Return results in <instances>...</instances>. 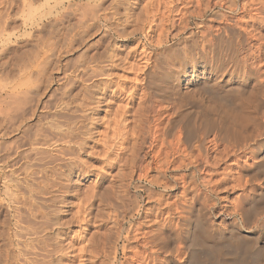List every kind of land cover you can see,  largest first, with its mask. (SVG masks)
I'll use <instances>...</instances> for the list:
<instances>
[{
    "label": "rangeland",
    "instance_id": "obj_1",
    "mask_svg": "<svg viewBox=\"0 0 264 264\" xmlns=\"http://www.w3.org/2000/svg\"><path fill=\"white\" fill-rule=\"evenodd\" d=\"M148 1L102 0L98 4L91 2L89 3L90 7L93 5L92 9H94V5H96L95 7H99L100 11L96 8L99 11V13L96 12L98 19L92 22V26H89L91 21L82 17L84 14L82 9L71 7L73 9L71 11L69 10L70 8H67L69 4H85L87 3L85 0H0L1 29H3L4 19L8 20H6L8 27L5 29L4 26L5 30H0V108H3L0 109V264H47L48 262L50 264H66L71 260V255L68 253V256L66 255L67 252L61 251H67L64 248L68 247V242L74 241L71 243L74 246H79L83 243V240L89 242L91 239L90 242L97 244V249L99 247L101 249V247L106 248L108 245H113V243L108 242H114L117 237L119 239L116 240L117 242L115 241V247L117 248L116 257L118 262L122 263L125 256L131 255L128 251L125 250L123 252L121 250L122 246L126 245L122 240L125 235L123 230L125 231V228L128 229L131 222V225L135 222V224L140 223L143 225L139 231L140 234H143L141 232L148 230V228L145 229L147 227L146 222L144 223L141 218L146 215L144 214L146 209L157 208L159 206L157 199L160 197L164 203L172 202V199L180 194L182 190L180 186L182 185H180V181L176 182V180L175 188L168 192L167 196H164L162 190L153 189L144 178L142 179L141 177L139 179V172L137 173L139 177L135 176L133 182H128L127 175H129L132 167L131 169H129V166L119 168V165L113 160V152L106 154V151H108L107 146L112 143L110 142L112 139L108 141V137L111 138L108 125L112 123L117 104L126 106L128 109L130 107L129 112L136 113L141 111L144 113L149 106L147 101L149 96L152 97V100L155 99L154 101H160L158 99L161 98L162 92L165 91L166 88L164 89V87H171L164 80L165 74L168 72V66L164 64L163 59L159 58L152 67V63L146 62L143 55H140L142 49L150 52L155 48H167L169 46L168 48L170 49L168 51L170 54L172 52V54L178 55L179 59L184 57L180 61L187 62L189 57L184 56L180 48L185 46V49H187V46L190 45L189 48L191 47V51L196 54V51L197 53L199 52L198 48H206L204 46H207L205 45L207 41L213 47L212 55L214 57L211 56V58L214 61H216L215 58L217 57L227 61L232 58L235 64L238 62L237 64L241 63L248 68H256V70L258 67V70L264 73V0H203V3L202 1L200 3V7L196 6L194 0L192 2L191 0H189L190 2L183 0L184 2L182 1V5H180L178 10L180 13H175V20L177 18L178 20L182 19L183 24L182 21L180 23V21L176 20L177 24L181 25L175 29L171 24H166L161 18L154 19V22L150 24L151 27L148 24L147 26L145 25L143 13ZM20 2L24 5L22 6ZM61 2H64V6L59 5ZM250 4L254 8L253 10ZM260 4L263 6L259 13L261 17L258 14L259 11L256 12L255 10L257 5L261 6ZM64 7L65 10H63ZM116 13L118 14L116 15ZM178 13L180 17L177 16ZM135 18H138L137 21H135ZM93 28L95 29L93 30ZM200 33L203 34H201V37ZM204 38H206V41ZM203 40L205 43H203ZM159 42H164V46L161 43L158 45ZM184 42H187V46ZM179 43L183 45L180 46ZM172 47L175 48L173 49ZM108 53L116 59L113 60L114 64L117 65L114 68L106 66L108 60L110 61ZM27 54L28 56H26ZM105 54L107 57H105ZM194 57L197 58L196 56ZM102 71L104 74L107 73V75L105 76ZM262 78L261 82L264 84V76ZM226 79L224 78V80L219 82V90L216 92L211 91L212 86L210 85L212 81L208 80V77L201 76H195L192 79V83L187 85V90V87H183L180 92L172 90L173 95L172 91H169L171 88L165 91L168 92V95L171 94L170 99H176L177 106H180H178V109L183 113L180 115L181 119L179 121L182 131H184L183 126L186 127V131H188V126L191 127L192 134L189 137H191L190 141L194 140L191 142L197 140L196 137L201 131L200 118L197 117L199 111L204 110V106L215 103L216 96H226L229 89L238 87L235 79L225 84ZM103 83L105 85L108 84L110 87L105 92L94 91L93 93V88L91 87L97 84L103 85ZM18 85H20L19 88ZM118 85L121 90L126 91L128 89L130 91L128 95H124L123 92L120 98L114 102L112 100L113 93L117 91ZM11 93L12 95H9ZM129 94L132 98L129 97ZM261 95L263 103L251 108V111L256 109L259 112L260 118L262 110V113H264V91ZM17 100L19 103L16 102ZM30 113H32L31 116ZM263 116L262 119L259 118L261 121L257 131L251 128L253 127L252 125L250 126L249 132L253 134V137H250L249 142H247L251 148H249V151L246 150L239 155L238 160L230 158L228 161L220 162L214 172L206 171L200 177V181L205 184L208 183L213 192L208 204L212 205L215 203L216 206H219L213 211L214 218L210 219L214 225L216 224L217 229L225 230L228 228L227 226L234 221V218L231 219L229 216L233 211V206L237 202L242 204L245 220L241 229L242 235L240 234V236L246 237L244 238L246 239L245 241H248L247 239L249 241L245 242L244 251L238 253V258L242 259L241 264H264V227L262 226V221L264 222V198L262 200L259 199L261 194L264 195V171L257 170L258 157L260 156L259 150H263V147H261L264 141ZM187 120L194 121V123L189 125L190 121L188 122ZM216 132L215 130L213 133ZM213 133L210 134L207 141L212 139ZM257 140L258 143H256ZM207 145L211 147L212 152L214 150L218 152L221 149L223 150V147L213 148L212 145ZM110 149L112 151L115 150L113 147ZM250 151L255 152V154L251 156ZM25 155L26 157H23ZM149 158H144L141 165L146 166V163L151 160ZM211 161L212 163L214 162L213 158ZM224 167H229L227 171H230H226L228 179L225 180H223L225 171L222 169ZM185 169L183 167V169L179 170L180 172L169 173L168 178L171 179L175 176L174 179H179L183 174L187 175L189 172ZM120 170L124 176L123 180L120 179L122 174ZM150 171L148 172L150 179L158 178L161 175L156 168L153 169L152 167V171ZM222 171H224L223 174H221ZM119 179L121 180L120 182ZM122 183L123 185L120 186ZM126 183H130L128 184L129 187ZM138 186L142 187L140 188L141 190ZM242 191L248 196L247 198H240ZM93 193L95 194L93 195ZM169 196L172 199L168 198ZM165 198L169 200L167 199L166 201ZM11 199L15 200L12 201ZM130 201H132L133 206ZM82 206L84 207L82 208ZM135 206L139 214L134 211ZM79 207L83 211H79ZM131 207H133V213L129 211L132 210ZM87 208H91L90 211L94 215L92 220L94 221L91 220L90 223L83 225L79 220L83 217L82 214L85 215ZM123 209L131 213L128 214L129 218L127 214L124 218L122 217L121 213L125 212ZM152 211L148 220L154 219L155 209ZM226 211L229 212L227 213ZM225 212L226 214L223 215ZM78 213L82 216L80 217V214L75 216ZM113 213L118 216L121 214L117 219L119 223V220L123 219L120 224L121 229H119L121 232L116 230L117 233L119 232L118 235L116 232L112 233L113 230L111 232L108 231L110 228H115L111 225V223L116 221L112 218ZM140 213L142 214L141 217ZM75 217L78 221L75 220ZM106 239L111 240L107 241ZM251 244L257 246L256 252L245 251L247 247L252 246ZM134 246L135 249L138 248V246L132 245V249ZM56 248L57 250L59 249V252ZM230 252L231 250L228 249L224 254L225 257L233 256L234 252ZM99 259L96 264H100L102 258L99 257ZM159 259L163 260V255H160ZM75 260V263H77V259ZM85 260L84 264H91L89 262L90 257L88 258L87 255ZM112 263V260H107L106 262V264Z\"/></svg>",
    "mask_w": 264,
    "mask_h": 264
},
{
    "label": "bare ground",
    "instance_id": "obj_2",
    "mask_svg": "<svg viewBox=\"0 0 264 264\" xmlns=\"http://www.w3.org/2000/svg\"><path fill=\"white\" fill-rule=\"evenodd\" d=\"M83 1V0H79ZM85 4H67L68 9L73 11V7H79L83 10L82 17L88 18L91 21V24L89 26H92V22L96 21L98 19V16L96 15V12L99 13V7H95L92 9L90 7L91 5L89 3L96 2L98 4L99 1L102 0H85ZM89 1V2H88ZM139 1V0H136ZM148 1V0H147ZM150 1V0H149ZM147 2L144 10V23L147 26V24L150 26L152 22H154V19L161 18L164 20L166 24H171L173 28L175 29L181 24H177L178 18L175 20V13L179 12V7L182 5L183 0H151L150 2ZM185 1V0H184ZM183 1V2H184ZM190 2L189 0H186ZM185 1V2H186ZM197 7H200V3L203 0H194ZM19 2V1H18ZM23 2V1H22ZM192 2V0H191ZM208 2V1H207ZM251 2V1H250ZM6 3V2H5ZM9 3V2H8ZM12 3V2H11ZM64 2H61V6H64ZM102 3V2H100ZM256 3V2H255ZM21 4V2H20ZM47 4V3H46ZM218 4V3H217ZM1 5V4H0ZM12 6V4H10ZM9 5V6H10ZM22 5V4H21ZM24 5V4H23ZM22 5V6H23ZM251 5V4H250ZM254 5V4H253ZM261 5V4H260ZM101 6V5H100ZM208 6V5H207ZM255 6V5H254ZM21 7V6H20ZM72 7V8H71ZM84 7V8H83ZM233 7V6H232ZM248 7V6H247ZM252 7V5H251ZM6 8V7H5ZM29 8V7H27ZM31 8V7H30ZM99 10H97V9ZM106 8H108L106 6ZM243 8V7H242ZM256 8V7H255ZM263 6L260 7L257 5V8L255 9L258 14L261 12V9ZM3 9V8H2ZM96 9V10H95ZM113 10V8H111ZM192 9V8H191ZM254 8L252 7V10ZM7 10V9H6ZM51 10V9H49ZM65 10V7L64 9ZM79 10V9H78ZM107 10V9H106ZM182 10V9H181ZM193 10V9H192ZM199 10V9H198ZM196 10V11H198ZM244 10V8H243ZM254 10V12H255ZM264 10V9H263ZM262 10V12H263ZM8 11V10H7ZM143 11V10H142ZM141 11V13H142ZM189 11V10H188ZM249 11V10H248ZM65 13V11H63ZM68 12V11H67ZM81 12V11H80ZM116 12V11H115ZM114 12V13H115ZM182 12V11H181ZM190 12V11H189ZM7 13V12H6ZM46 13V12H45ZM69 13V12H68ZM67 13V14H68ZM141 13H139L141 15ZM180 13V12H179ZM179 13L177 16H179ZM198 13V12H197ZM253 13V12H252ZM264 13V12H263ZM18 14V13H17ZM55 14H57L55 12ZM70 14V13H69ZM75 14V13H74ZM118 13H116L117 15ZM190 14V13H189ZM1 15V14H0ZM66 15V14H65ZM115 15V14H114ZM130 15V14H129ZM138 15V14H137ZM188 15V14H187ZM256 15V14H255ZM262 15V14H261ZM6 16V14H5ZM13 16V15H12ZM45 16V15H44ZM62 16V15H61ZM103 16V15H102ZM127 16V15H126ZM132 16V15H131ZM130 16V17H131ZM142 16V15H141ZM139 16L141 19L142 17ZM258 16V15H256ZM260 16V14H259ZM263 16V15H262ZM64 17V16H63ZM134 17V16H133ZM180 17V16H179ZM261 17V16H260ZM9 18V17H7ZM19 18V17H18ZM84 18V19H85ZM106 18V17H105ZM263 18V17H262ZM108 19V18H107ZM106 19V20H107ZM121 19V18H120ZM137 21L138 18H135ZM140 19V20H141ZM240 19V18H239ZM1 20V16H0ZM4 22L2 28L0 30H5L6 27H8V24L6 23L7 19H4ZM24 20V19H23ZM60 20V19H59ZM105 20V19H104ZM131 20V19H130ZM134 20V19H133ZM143 20V19H142ZM187 20V19H186ZM227 20V19H226ZM230 20V19H229ZM8 21V20H7ZM76 21V20H75ZM109 21V20H107ZM112 21V19H111ZM139 21V20H138ZM178 21L183 20L179 19ZM80 22V21H79ZM163 22V23H164ZM23 23V22H22ZM126 23V22H125ZM94 25V24H93ZM186 25V24H185ZM236 25V24H235ZM5 26V29H4ZM15 26V25H14ZM110 26V25H109ZM114 26V25H113ZM119 26V25H118ZM125 26V25H124ZM163 26V25H162ZM183 26V25H182ZM198 26V25H197ZM1 27V26H0ZM10 27V26H9ZM116 27V26H115ZM151 27V26H150ZM88 28V26H87ZM147 28V27H146ZM181 28V27H180ZM227 28V27H226ZM237 28V27H236ZM81 29V27H80ZM85 29V28H84ZM95 28H93L94 30ZM178 29V28H177ZM225 29V28H224ZM232 29V27H231ZM251 29V28H250ZM72 30V29H71ZM82 30V29H81ZM89 30V29H88ZM123 30V29H122ZM228 30V29H227ZM240 30V29H239ZM244 30V29H243ZM98 31V30H97ZM127 31V30H126ZM134 31V30H133ZM144 31V30H143ZM146 31V30H145ZM208 31V30H207ZM231 31V30H230ZM237 31V30H236ZM235 31V32H236ZM14 32V31H13ZM104 32V31H102ZM135 32V31H134ZM187 32V31H186ZM185 32V33H186ZM225 32V31H224ZM252 32V31H251ZM1 33V32H0ZM77 33V32H76ZM106 33V32H105ZM162 33V32H160ZM221 33V32H220ZM244 33V32H243ZM242 33V34H243ZM78 34V33H77ZM86 34V33H84ZM83 34V36H84ZM107 34V33H106ZM122 34V33H121ZM135 34V33H134ZM187 34V33H186ZM200 33V37H201ZM241 34V33H240ZM250 34V33H249ZM125 35V34H124ZM123 35V36H124ZM178 35V34H177ZM203 35V34H202ZM128 36V35H127ZM197 36V35H196ZM217 36V35H216ZM23 38V36H21ZM77 38V36H75ZM198 37V36H197ZM196 38V37H195ZM208 38V37H207ZM8 39V38H7ZM197 39V38H196ZM194 39V40H196ZM206 41V38H204ZM210 39V38H209ZM248 39V38H247ZM255 39V38H254ZM70 40V39H69ZM166 40V39H165ZM201 40V39H200ZM208 40V39H207ZM229 40V39H228ZM256 40V39H255ZM259 40V39H258ZM161 41V40H160ZM183 41V40H182ZM203 40V43H205ZM211 41V40H208ZM215 41V39H214ZM221 41V40H220ZM234 41V40H233ZM260 41V40H259ZM263 41V40H261ZM6 42V41H5ZM73 42V41H72ZM158 43L157 41H155ZM202 42V41H201ZM241 42V41H240ZM163 45L164 42H159L158 45ZM183 43V42H182ZM187 43V42H186ZM184 42V44L187 46ZM212 43V42H211ZM214 43V42H213ZM254 43V42H253ZM258 43V42H256ZM13 44V43H12ZM71 44V43H70ZM190 44V43H189ZM217 44V43H216ZM219 44V43H218ZM260 44V43H259ZM72 45V44H71ZM141 45V44H140ZM179 45H183L180 44ZM192 45V43H191ZM204 46L206 48L199 49V52L196 54L191 51V47L187 46L188 48L185 49V46H182L180 49H182V53L184 56L189 57V60L187 62L180 61V58L176 54H172V50L169 53L168 49L170 48H155L151 50L150 52H146L145 49H142V52L140 55H143V58L146 60V62L152 63V67L154 64L158 61V59L162 58L165 65L168 66V72L165 74V82L167 85H170L171 87H164L165 91L171 88L172 91L180 92L181 89L184 87L186 90L188 89V84L192 83V79L196 76L201 77H208V80L212 81L211 85L212 89L211 91H217L219 90V82L224 80V78H227L225 80V84H227L230 80L235 79L237 86L235 89H229L228 94L226 96H216L215 103L209 104L208 106H204V110L199 111L197 114V117L200 118L201 123V131L199 132V135L196 137L197 140L195 142H191L189 137L192 134L191 127H187L188 131H186V127H184V131H182L181 125H179L180 121V115L183 114L178 109L179 107L176 104V99L171 97V94L168 95V92H162L161 98L158 100L160 101H154L152 100V97L149 96L148 102L149 106L146 110V112L142 113L140 112H129V109L126 108V106L118 105L116 106L114 110V115L112 118V123L108 125L110 137L109 139H112L110 142V146H107L108 151H106V154H110L113 152V157L116 162L119 165V168H124L125 166H129L131 171L129 172L128 182H133L134 177L138 176L137 173L139 172L140 177L139 179L144 178L147 180V183L150 184V186L153 189H160L162 190V193H164V196L168 194V192L172 191V189L175 188V183L180 181L181 192L178 194V196L174 197H168L171 198L173 201L170 202H163L162 199H157L159 206L156 208L155 206V213L153 214V220H148L149 215H151L152 210L154 209H146L145 216L140 215V217L144 220V223L146 222L148 230L143 231L140 234L139 231L141 230V226L143 225L139 224H132L130 223V227L128 226V229L125 228L123 242L126 243V245L122 246L123 252L126 250L131 255L125 256L123 259L124 261L122 263L118 262L116 254H117V248L116 246V240L114 242H108L113 243V245H108L105 247H100L97 249V244H93L92 242H87L83 240V243H81L79 246H74L71 242H68V247L64 248L67 251H61V252H67L66 255H71V260L66 264H84L85 256L90 257L89 262L91 264H96L97 261H99V257L102 258L100 261V264H106L107 260H112V262L115 264H241L240 258H238V253L244 251V245L246 237L240 236L241 229L244 226V213H243V207L241 203H236L235 206H233V211L229 214V216L234 218V221L231 222V225L227 226L225 230L217 229V227L213 224L212 221H210L211 218H214V210L219 207L216 206L215 203L212 205L208 204V200L210 199V196L212 195V189L209 187V184H205L203 181H200V177L207 171H215L219 165L220 162L228 161L230 158L237 159L239 155L244 153L246 150H250L249 142L250 137H253L249 131L251 128L254 130H258V126H260V119H262V115H264L263 110L261 111V118L259 117V112L256 111V109L251 111V108L255 105H260L263 103V100L261 98V94L264 91V84L261 82V78L264 76L263 72L261 73L260 70H257L256 68H248L244 64H235L233 62L234 59L230 60H224L215 58L216 61H214L213 58H211L212 55V45L207 41ZM256 45V44H255ZM23 46V45H22ZM164 46V45H163ZM173 46V45H172ZM177 46V45H176ZM179 46V47H180ZM193 46V45H192ZM197 46V45H196ZM201 46V44H200ZM218 46V45H217ZM143 47V46H142ZM195 47V46H194ZM193 47V48H194ZM16 48V47H15ZM144 48V47H143ZM202 48V47H200ZM179 49V48H178ZM144 50V51H143ZM147 50V49H146ZM176 50V49H175ZM111 51V50H110ZM223 51V50H222ZM243 52V51H242ZM180 54V53H179ZM106 55V54H105ZM28 56V54L26 55ZM196 56L197 58H195ZM10 57V56H9ZM12 57V56H11ZM107 57V55L105 56ZM104 57V58H105ZM108 57L110 61L108 60V63L106 66L110 68H114L117 65L114 64L113 60H116L113 55L108 53ZM214 57V56H213ZM30 58V57H29ZM184 58V57H183ZM182 58V59H183ZM186 58V57H185ZM28 59V58H27ZM31 59V58H30ZM28 59V60H30ZM229 59V58H227ZM15 60V59H14ZM185 60V59H184ZM243 60V59H242ZM24 61V60H23ZM26 61V60H25ZM105 61V60H104ZM244 61V60H243ZM246 61V60H245ZM7 62V60H6ZM107 62V61H105ZM22 63V62H21ZM36 63V62H35ZM104 63V62H102ZM17 64V63H16ZM131 64V63H130ZM129 64V66H130ZM133 65V64H132ZM157 65V64H156ZM162 65V64H161ZM4 66V65H3ZM21 66V65H20ZM29 66V65H28ZM37 66V65H36ZM166 66V67H167ZM18 67V66H17ZM15 68V67H14ZM144 68V67H143ZM27 69V68H26ZM108 69V68H107ZM165 69V68H164ZM167 69V68H166ZM8 70V69H7ZM24 70V69H23ZM111 70V69H110ZM26 71V70H25ZM262 71V70H261ZM22 72V71H21ZM103 73V71H102ZM163 73V72H162ZM23 74V73H22ZM104 74V73H103ZM102 74V75H103ZM150 74V73H149ZM100 75V74H99ZM105 76L107 75L104 74ZM152 75V74H151ZM3 76V75H2ZM112 76V75H111ZM153 76V75H152ZM155 76V75H154ZM160 76V75H159ZM164 76V75H163ZM103 78V77H102ZM109 78V77H107ZM206 79V78H205ZM263 79V78H262ZM10 80V79H9ZM127 80V79H126ZM162 80V79H161ZM14 81V80H13ZM134 81V80H133ZM263 81V80H262ZM21 82V81H18ZM132 82V81H131ZM136 82V81H134ZM133 82V83H134ZM138 82V81H137ZM185 82V84H183ZM23 83V82H22ZM24 83H26L24 81ZM213 84V85H212ZM15 85V84H14ZM71 85V84H70ZM108 85V84H107ZM103 83L93 85V93L94 91H106L109 85L107 86ZM120 85V84H119ZM117 87V91H114L113 98L114 102L120 98L122 93L124 92V95H128L130 90H121L120 87ZM137 85V84H136ZM11 86V84H10ZM20 85H18L19 88ZM87 86V85H86ZM13 87V86H12ZM6 88V86H5ZM4 88V89H5ZM132 88V87H131ZM135 88V87H134ZM158 88V87H157ZM14 89V88H13ZM88 89V88H87ZM159 89V88H158ZM162 89V88H161ZM207 89V88H206ZM205 89V90H206ZM221 89V88H220ZM84 90V87H83ZM91 90V89H90ZM132 90V89H131ZM10 91V90H9ZM161 91V90H160ZM210 91V93H211ZM17 92V91H16ZM24 92V91H23ZM26 92V91H25ZM88 92V91H87ZM158 92V91H157ZM27 93V92H26ZM102 93V92H100ZM209 93V92H208ZM219 93V92H218ZM227 93V92H226ZM83 94V93H82ZM9 95H12L9 94ZM16 95V94H15ZM92 95V93H91ZM173 95V91H172ZM195 95V94H194ZM5 96V95H4ZM14 96V95H13ZM22 96V94H21ZM212 96V94H211ZM17 97V96H16ZM90 97V96H89ZM95 97V96H94ZM101 97V96H100ZM106 97V96H105ZM128 97V96H126ZM130 97V94H129ZM188 97V96H187ZM23 98V97H22ZM92 98V97H90ZM132 98V97H130ZM198 98V97H197ZM157 99V98H156ZM11 100V99H10ZM24 100V99H23ZM92 100V99H91ZM99 100V99H98ZM121 100V99H120ZM181 100V98H180ZM211 100V99H210ZM13 101V100H12ZM11 101V102H12ZM109 101V100H108ZM143 101V100H142ZM16 102L19 103L17 100ZM82 102V101H81ZM181 102V101H180ZM211 102V101H210ZM9 103V102H8ZM88 103V102H87ZM13 104V103H12ZM11 104V105H12ZM26 104V102H25ZM60 104V103H59ZM110 104V103H109ZM6 105V104H5ZM87 105V104H86ZM85 105V106H86ZM97 105V104H96ZM203 105V104H202ZM18 106V105H17ZM11 107V106H9ZM16 107V106H15ZM14 107V108H15ZM20 107V106H19ZM83 107V106H82ZM128 107V105H127ZM257 107V106H256ZM17 108V107H16ZM91 108V107H90ZM94 108V107H93ZM144 108V107H143ZM3 109V108H0ZM6 109V108H5ZM20 109V108H19ZM34 109V108H33ZM32 110V109H31ZM49 110V109H48ZM94 110V109H93ZM21 111V110H20ZM51 111V109H50ZM85 111V110H84ZM96 111V110H95ZM108 111V110H107ZM132 111V110H131ZM144 111V110H143ZM192 111V110H191ZM6 112V111H4ZM16 112V111H15ZM19 112V111H17ZM32 112V111H31ZM35 112V111H34ZM61 112V111H60ZM187 112V111H186ZM12 113V112H11ZM83 113V112H82ZM5 114V113H4ZM8 114V113H7ZM32 113H30L31 116ZM87 114V113H86ZM185 114V113H184ZM190 114V113H189ZM19 115V113H18ZM29 115V114H28ZM108 115V114H107ZM5 116V115H4ZM27 117V116H26ZM25 117V118H26ZM92 117V116H91ZM264 117V116H263ZM24 118V119H25ZM87 118V117H86ZM104 118V117H103ZM108 118V117H107ZM190 118V117H189ZM260 118V119H259ZM88 119V118H87ZM91 119V118H90ZM89 119V120H90ZM101 119V118H99ZM192 119V117H191ZM16 120V119H15ZM183 120V119H182ZM193 120V119H192ZM51 121V120H50ZM109 121V120H108ZM188 122L190 120H187ZM264 121V120H263ZM262 121V122H263ZM19 122V121H18ZM23 122V121H22ZM40 122V121H39ZM65 122V121H64ZM74 122V121H73ZM12 123V122H11ZM55 123V122H54ZM66 123V122H65ZM75 123V122H74ZM98 123V122H97ZM194 123V121H190L189 125ZM19 124V123H18ZM84 124V123H83ZM143 124V126H142ZM85 125V124H84ZM107 125V123H106ZM253 126L250 128V126ZM263 125V124H262ZM56 126V125H55ZM32 127V126H31ZM105 127V126H104ZM103 127V128H104ZM142 127V128H141ZM36 128V127H35ZM94 128V127H93ZM107 128V127H106ZM15 129V128H14ZM199 129V130H200ZM21 130V129H20ZM82 130V129H81ZM95 130V129H94ZM103 130V129H102ZM217 131L216 133H213L214 131ZM40 131V130H39ZM97 131V130H96ZM101 132V131H100ZM197 132V134H198ZM62 133V132H61ZM108 133V132H107ZM214 134L212 139L207 141L210 134ZM40 134V133H39ZM73 134V133H72ZM85 134V133H84ZM95 134V133H94ZM99 134V133H98ZM195 134V133H194ZM20 135V134H19ZM258 135V134H257ZM262 135V134H261ZM10 136V135H9ZM30 136V135H29ZM108 136V135H107ZM72 137V136H69ZM68 137V138H69ZM102 137V136H101ZM257 137V136H255ZM50 138V137H49ZM62 138V137H61ZM86 138V137H85ZM88 138V137H87ZM92 138V137H91ZM259 138V135H258ZM33 139V138H32ZM51 139V138H50ZM58 139V138H56ZM35 140V139H34ZM66 140V139H65ZM64 140V141H65ZM72 141V140H71ZM255 141V140H254ZM42 142V141H41ZM51 142V141H50ZM67 142V141H66ZM260 142V140H259ZM107 143V141H106ZM109 143V142H108ZM246 143V144H245ZM258 143V140L257 142ZM76 144V142H75ZM207 144H210L213 146V148L223 147V150H212L210 149ZM72 145V144H71ZM257 146V144H255ZM254 145V147H255ZM42 146V145H41ZM11 147V146H10ZM20 147V146H19ZM113 147V150L110 149ZM263 150H259V162H257V170L258 171H264V141L262 143ZM5 148V147H4ZM63 148V147H62ZM61 148V149H62ZM250 148V149H249ZM253 148V147H252ZM255 149V148H254ZM2 150V149H1ZM100 150V149H99ZM37 151V150H36ZM59 151V150H58ZM217 151V152H216ZM255 151V150H254ZM257 151V150H256ZM15 152V151H14ZM32 152V150H31ZM30 152V154H31ZM71 152V151H70ZM83 152V151H82ZM101 152V151H100ZM216 152V153H215ZM25 153V152H24ZM28 153V151H27ZM72 153V152H71ZM75 153V152H74ZM250 155H254L255 152L250 151ZM42 154V153H41ZM105 154V155H106ZM214 154V155H213ZM258 154V153H257ZM51 155V154H50ZM213 155V156H212ZM71 156V155H70ZM23 157H26L23 156ZM38 157V155H37ZM69 157V156H68ZM146 157H150V162L146 163V166H142V160ZM108 158V157H107ZM213 158V163H212ZM24 159V158H23ZM31 159V158H30ZM70 159V158H69ZM72 159V158H71ZM211 159V160H210ZM50 160V159H49ZM238 160V159H237ZM236 160V161H237ZM56 161V160H55ZM63 161V160H62ZM28 162V161H27ZM38 162V161H37ZM108 162V161H107ZM144 162V161H143ZM211 162V163H210ZM112 164V163H111ZM132 166H131V165ZM144 164V163H143ZM18 165V164H17ZM13 166V165H12ZM33 167V166H32ZM153 169L159 170L161 173L160 177L158 178H151L149 177V170L152 171ZM186 168L189 173L187 175L183 174L182 176L176 179L168 178V174L171 172H178L179 170ZM126 168V167H125ZM128 168V167H127ZM220 168V167H219ZM229 167L222 168L224 171H222L221 174H223V180L228 179V173L230 171H227ZM17 170V169H16ZM25 170V169H24ZM46 170V168H45ZM122 170V169H121ZM120 170V172H121ZM21 171V170H20ZM27 171V170H26ZM68 171V170H67ZM100 171V170H99ZM150 171V172H151ZM227 171V172H226ZM180 172V171H179ZM184 172V171H183ZM69 173V171H68ZM96 173V172H95ZM122 173V172H121ZM227 173V174H226ZM214 174V173H213ZM31 175V174H30ZM58 175V174H57ZM113 175V174H112ZM179 175V174H178ZM29 176V175H28ZM46 176V175H45ZM109 176V175H108ZM123 173L121 174L120 179L123 180ZM172 177V176H170ZM232 177V176H231ZM49 178V177H48ZM78 178V177H77ZM103 178V177H102ZM230 178V177H229ZM108 179V178H107ZM119 179V182L121 181ZM5 180V178H4ZM111 180V179H110ZM176 180V182H175ZM240 181V179H238ZM27 181V180H26ZM36 181V180H35ZM207 181V180H206ZM219 181V180H218ZM30 182V181H29ZM113 182V181H112ZM220 182V181H219ZM110 183V182H109ZM11 184V183H10ZM90 184V183H89ZM127 185L130 183H126ZM220 184V183H219ZM18 185V184H17ZM47 185V184H46ZM123 185L120 184V186ZM125 185V186H127ZM177 185V184H176ZM113 186V185H112ZM119 186V187H120ZM124 186V187H125ZM178 186V185H177ZM243 186V185H242ZM17 187V186H16ZM43 187V186H42ZM129 187V185H128ZM135 187V186H134ZM139 189L142 188L138 186ZM137 187V188H138ZM12 188V187H11ZM122 188V187H120ZM5 189V188H4ZM15 189V188H14ZM80 189V188H79ZM126 189V187H125ZM119 190V189H118ZM141 190V189H140ZM37 191V190H36ZM40 191V190H39ZM38 191V192H39ZM18 192V191H17ZM113 192V191H112ZM123 192V191H121ZM128 192V191H127ZM252 192V191H251ZM12 193V192H11ZM27 193V192H26ZM118 193V192H117ZM116 193V194H117ZM120 193V192H119ZM124 193V192H123ZM145 193V192H144ZM172 193V192H171ZM179 193V192H178ZM253 193V192H252ZM90 194V193H89ZM95 193H93L94 195ZM115 194V195H116ZM17 195V194H16ZM75 195V194H74ZM85 195V194H84ZM87 195V194H86ZM123 195V194H121ZM151 195V194H150ZM177 195V194H176ZM214 195V194H213ZM9 196V195H7ZM6 196V197H7ZM11 196V195H10ZM9 196V197H10ZM50 196V195H49ZM90 196V195H89ZM128 196V195H127ZM126 196V197H127ZM29 197V196H28ZM88 197V196H87ZM91 197V196H90ZM113 197V196H112ZM212 197V196H211ZM247 198L244 191H242V194L240 195V198ZM13 198V195H12ZM53 198V197H52ZM94 198V197H91ZM101 198V197H100ZM99 198V199H100ZM114 198V197H113ZM122 198V197H121ZM157 198V197H156ZM167 198V199H168ZM264 198V195L261 194L259 196V199L262 200ZM98 199V198H97ZM132 200V198H130ZM155 199V198H154ZM166 199V198H165ZM165 199H163L165 201ZM166 199V201H167ZM2 200V199H1ZM12 200V199H11ZM15 200V199H14ZM12 200V201H14ZM51 200V199H50ZM91 200V199H90ZM120 200V199H118ZM117 200V201H118ZM169 200V199H168ZM18 201V200H17ZM26 201V200H25ZM239 201V200H238ZM16 202V201H15ZM28 202V201H27ZM49 202V201H48ZM81 202V201H80ZM120 202V201H119ZM132 201H130L131 203ZM152 202V201H151ZM45 203V202H44ZM121 203V202H120ZM57 204V203H56ZM124 204V203H123ZM157 204V202H156ZM48 205V203H47ZM80 205V203H79ZM82 205V203H81ZM85 205V204H84ZM109 205V204H108ZM111 205V204H110ZM132 205V203H131ZM164 205V206H163ZM43 206V205H42ZM75 206V205H74ZM86 206V205H85ZM113 206V205H112ZM122 206V205H121ZM125 206V205H124ZM133 206V205H132ZM162 206V207H161ZM6 207V206H5ZM33 207V206H32ZM84 206H82L83 208ZM89 207V206H88ZM110 207V206H109ZM199 207V209H197ZM23 208V207H22ZM36 208V207H35ZM34 208V209H35ZM58 208V207H57ZM71 208V207H70ZM103 208V207H102ZM106 208V207H105ZM133 207H131L132 209ZM136 206L134 207V209ZM14 209V208H13ZM19 209V208H18ZM29 209V208H28ZM56 209V208H55ZM88 209V208H87ZM86 209L85 215L79 220L83 225L90 223V221L94 218L93 213L90 211L91 208L88 210ZM113 209V208H111ZM120 209V208H119ZM128 209V208H127ZM138 209V208H137ZM219 209V208H218ZM222 209V208H221ZM228 209V208H227ZM257 209V208H256ZM38 210V209H36ZM72 210V209H71ZM78 210L80 211L81 208L79 207ZM77 210V211H78ZM119 211L118 209H116ZM125 209H123L124 211ZM129 210V209H128ZM259 210V209H258ZM49 211V210H48ZM75 211V210H74ZM83 211V210H81ZM109 211V210H108ZM116 211V212H117ZM121 211V210H120ZM125 212H122V217L129 216V211H132L133 209ZM136 211V209L134 210ZM255 211V210H254ZM253 211V212H254ZM70 212V211H69ZM106 212V211H105ZM110 212V211H109ZM108 212V213H109ZM113 212V210H112ZM137 212V211H136ZM135 212V213H136ZM144 212V211H143ZM220 212V211H219ZM218 212V213H219ZM227 213L229 211H226ZM226 212L223 214L225 215ZM22 213V212H21ZM20 213V214H21ZM37 213V212H36ZM76 214L75 216H79V214ZM119 213V212H117ZM138 213V212H137ZM216 213V212H215ZM223 213V210H222ZM221 213V214H222ZM41 214V213H40ZM80 214V217L82 216ZM112 214V213H111ZM119 214V216H121ZM139 214V213H138ZM143 214V215H144ZM23 215V214H22ZM21 215V216H22ZM46 215V214H45ZM74 215V214H73ZM217 215V214H216ZM54 216V215H53ZM57 216V215H56ZM97 216V214H96ZM111 216V215H110ZM113 220H116L114 223H111L113 225V229L110 228L108 231H112V233L116 232V230L121 229V223L122 220H119L120 223L117 221L118 215H112ZM132 216V215H131ZM20 218L19 216H17ZM32 217V216H31ZM34 217V216H33ZM41 217V216H40ZM69 217V216H68ZM67 217V219H68ZM126 217V218H127ZM247 217V216H246ZM48 218V217H47ZM119 218V219H120ZM129 218V217H128ZM131 218V217H130ZM140 218V219H141ZM161 218V219H160ZM132 219V218H131ZM130 219V220H131ZM248 219V218H247ZM8 220V219H7ZM72 220V219H71ZM75 220L78 221V219ZM5 221V220H4ZM28 221V220H27ZM94 221V220H92ZM107 221V220H106ZM110 221V220H108ZM18 222V221H17ZM34 222V221H33ZM104 222V221H103ZM4 223V222H3ZM51 223V222H50ZM72 223V222H71ZM248 223V222H247ZM79 224V223H78ZM92 224V223H91ZM100 224V223H99ZM110 224V223H109ZM64 225V224H63ZM102 225V224H101ZM1 226V225H0ZM82 226V225H81ZM87 226V225H85ZM262 226L264 227V222L262 221ZM18 227V225H16ZM118 227V229H117ZM78 228V227H77ZM84 228V227H83ZM23 229V228H22ZM82 229V228H81ZM79 229V230H81ZM123 229V228H122ZM36 230V229H35ZM7 231V228H6ZM22 231V230H21ZM27 231V230H26ZM121 232V230H119ZM18 232V231H17ZM23 232V231H22ZM106 232V231H105ZM28 233V232H27ZM68 233V232H67ZM108 233V232H107ZM111 233V234H112ZM117 233V232H116ZM115 233V234H116ZM119 233V232H118ZM117 233V235H118ZM113 234V235H115ZM25 235V234H24ZM59 235V234H58ZM242 235V234H241ZM3 236V235H2ZM15 236V235H14ZM105 236V235H104ZM121 236V235H120ZM119 236V237H120ZM24 237V236H23ZM56 237V236H54ZM64 237V236H63ZM109 237V235H108ZM74 238V237H73ZM78 238V237H77ZM94 238V237H93ZM112 238V237H110ZM114 238V237H113ZM66 239V238H65ZM103 239V238H102ZM55 240V239H54ZM107 240V239H106ZM111 240V239H108ZM107 240V241H108ZM252 240V239H251ZM250 240V241H251ZM77 241V240H76ZM94 241V240H93ZM106 241V242H107ZM113 241V240H112ZM254 241V240H253ZM2 242V241H1ZM55 242V241H54ZM104 242V243H106ZM257 242V241H255ZM59 243V242H58ZM96 243V242H95ZM36 244V243H35ZM64 244V243H63ZM77 244V243H75ZM107 244V243H106ZM47 245V244H46ZM103 245V244H102ZM132 245L138 246L137 249H132ZM252 245V244H251ZM28 246V245H27ZM97 246V247H96ZM104 246V245H103ZM9 247V246H8ZM25 247V246H24ZM29 248V247H28ZM63 248V247H62ZM61 248V250H62ZM3 249V248H2ZM40 249V248H39ZM45 249V248H44ZM230 249L233 253L231 257H225V252ZM57 250V248H56ZM59 252V249L57 250ZM247 252L253 253V251H257V246H249L247 247ZM57 252V253H58ZM60 252V254H61ZM230 252V253H231ZM254 252V253H255ZM32 253V252H31ZM64 254V253H62ZM65 255V254H64ZM65 255V256H66ZM68 255V256H69ZM126 255V254H124ZM163 255V260L159 259V256ZM11 256V255H10ZM30 256V255H29ZM60 256V255H59ZM242 256V255H241ZM1 257V256H0ZM34 257V256H33ZM62 257V256H61ZM69 257V258H70ZM249 257V256H248ZM3 258V257H2ZM12 258V257H11ZM47 258V257H46ZM36 259V258H35ZM45 259V258H44ZM77 259V263L76 260ZM99 259V260H98ZM33 260V259H31ZM260 260V259H259ZM2 261V260H1ZM51 261V260H49ZM20 262V261H19ZM88 262V260H87ZM49 263V262H48ZM47 263V264H48ZM60 263V262H59ZM112 263V264H113ZM50 264V263H49ZM257 264V263H256Z\"/></svg>",
    "mask_w": 264,
    "mask_h": 264
}]
</instances>
